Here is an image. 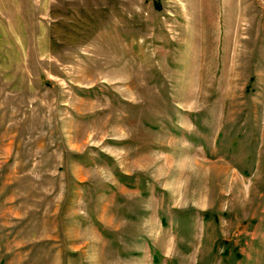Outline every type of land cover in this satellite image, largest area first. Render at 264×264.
Listing matches in <instances>:
<instances>
[{"label": "rangeland", "instance_id": "1", "mask_svg": "<svg viewBox=\"0 0 264 264\" xmlns=\"http://www.w3.org/2000/svg\"><path fill=\"white\" fill-rule=\"evenodd\" d=\"M0 264H264V0H0Z\"/></svg>", "mask_w": 264, "mask_h": 264}]
</instances>
